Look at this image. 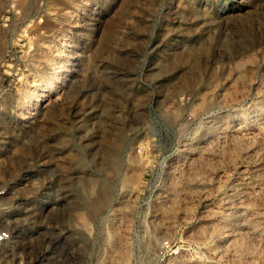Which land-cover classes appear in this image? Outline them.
Returning a JSON list of instances; mask_svg holds the SVG:
<instances>
[{
  "label": "rangeland",
  "instance_id": "1",
  "mask_svg": "<svg viewBox=\"0 0 264 264\" xmlns=\"http://www.w3.org/2000/svg\"><path fill=\"white\" fill-rule=\"evenodd\" d=\"M0 191V264H264V0H0Z\"/></svg>",
  "mask_w": 264,
  "mask_h": 264
},
{
  "label": "built area",
  "instance_id": "2",
  "mask_svg": "<svg viewBox=\"0 0 264 264\" xmlns=\"http://www.w3.org/2000/svg\"><path fill=\"white\" fill-rule=\"evenodd\" d=\"M4 192L0 191V213H1V206L3 201ZM10 239V233L7 229L0 227V250L3 248V246L9 241ZM161 251L165 253L173 254L175 252V245L171 243L170 240H164L161 243Z\"/></svg>",
  "mask_w": 264,
  "mask_h": 264
},
{
  "label": "bare ground",
  "instance_id": "3",
  "mask_svg": "<svg viewBox=\"0 0 264 264\" xmlns=\"http://www.w3.org/2000/svg\"><path fill=\"white\" fill-rule=\"evenodd\" d=\"M53 88V87H52ZM110 158H112L113 159V157L112 156H110Z\"/></svg>",
  "mask_w": 264,
  "mask_h": 264
}]
</instances>
